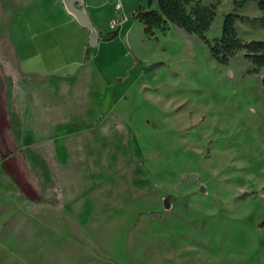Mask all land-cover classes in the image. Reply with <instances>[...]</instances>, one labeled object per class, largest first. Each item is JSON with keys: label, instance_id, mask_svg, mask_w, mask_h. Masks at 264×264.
Listing matches in <instances>:
<instances>
[{"label": "rangeland", "instance_id": "374dc122", "mask_svg": "<svg viewBox=\"0 0 264 264\" xmlns=\"http://www.w3.org/2000/svg\"><path fill=\"white\" fill-rule=\"evenodd\" d=\"M202 1L214 41L237 0ZM129 19L96 50L103 79L24 73L0 34V264H264V66Z\"/></svg>", "mask_w": 264, "mask_h": 264}, {"label": "crops", "instance_id": "0c3cea01", "mask_svg": "<svg viewBox=\"0 0 264 264\" xmlns=\"http://www.w3.org/2000/svg\"><path fill=\"white\" fill-rule=\"evenodd\" d=\"M128 1L84 0L86 14L97 30L95 45L90 41L91 29L69 12L63 0H0V34L10 38L17 66L24 73L74 77L91 65L103 79L95 53L115 30L112 21L128 19L119 28L117 36H120L138 7L148 2L137 4L131 0L128 8ZM107 10H110L109 17L104 14ZM40 108L41 119L44 117L45 121L47 116L58 111L61 115L65 113L62 108L54 113L44 105ZM51 126L49 124V129L40 132L51 131Z\"/></svg>", "mask_w": 264, "mask_h": 264}, {"label": "trees", "instance_id": "16d2710c", "mask_svg": "<svg viewBox=\"0 0 264 264\" xmlns=\"http://www.w3.org/2000/svg\"><path fill=\"white\" fill-rule=\"evenodd\" d=\"M253 0H237L233 11L227 13L223 21L222 35L211 41L207 32L210 29L217 14L216 4H206L202 0H157V8H145L139 6L134 17L144 23V30L148 35H154L155 29L167 30L169 24L183 28L187 33L195 34L210 45L212 56L223 64H228L230 59L241 49L246 50V57L255 64L253 71L260 72L264 66V40H243L238 33L236 24L241 21L264 22V0L257 1L263 15L249 17L238 13L236 10ZM153 0H148L152 4ZM119 29L113 30L107 36L114 38ZM264 80V79H263ZM171 200V197H166Z\"/></svg>", "mask_w": 264, "mask_h": 264}, {"label": "water", "instance_id": "95a60500", "mask_svg": "<svg viewBox=\"0 0 264 264\" xmlns=\"http://www.w3.org/2000/svg\"><path fill=\"white\" fill-rule=\"evenodd\" d=\"M71 10L75 13L77 18L81 21V23L85 26H88L91 29V35H90V41L92 45L96 44L97 40V30L95 27L92 25L89 17L87 14H85L82 10H79L77 7H75L73 4H70ZM166 205H170L169 200L166 198L165 199Z\"/></svg>", "mask_w": 264, "mask_h": 264}, {"label": "built area", "instance_id": "2783aa9c", "mask_svg": "<svg viewBox=\"0 0 264 264\" xmlns=\"http://www.w3.org/2000/svg\"><path fill=\"white\" fill-rule=\"evenodd\" d=\"M63 1L66 5V8L73 15H75V13L71 10L70 4H73L75 7H77L79 10H82L86 14V6H85L84 0H63ZM118 7H120V5ZM126 21H127V19H125V18L115 19L112 21L111 26L114 29H119Z\"/></svg>", "mask_w": 264, "mask_h": 264}]
</instances>
